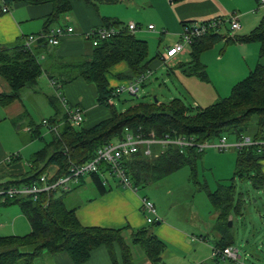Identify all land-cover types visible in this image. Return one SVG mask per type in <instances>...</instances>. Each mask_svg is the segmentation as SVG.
Wrapping results in <instances>:
<instances>
[{
	"label": "trees",
	"instance_id": "obj_1",
	"mask_svg": "<svg viewBox=\"0 0 264 264\" xmlns=\"http://www.w3.org/2000/svg\"><path fill=\"white\" fill-rule=\"evenodd\" d=\"M13 1L29 4L51 3L53 11L46 17L44 31L50 30V25L57 21L61 14L71 9L70 0ZM84 1L99 6L102 3L114 4L123 0ZM104 23L106 27L119 28V32L108 39L100 40L90 56L68 62L62 67V73L50 76L62 80L60 82L63 84L78 76L93 83L97 88L98 103L109 107L111 116L91 128H86L83 124L71 125L67 113H63L58 119L57 110L48 120L52 124L63 120V124L59 125V134L52 133V140L32 155V166L27 173L18 179L0 183V189L12 184L38 182L51 164L59 166L57 176L51 180L65 176L72 164H85L104 145L123 140L127 130L142 133L145 137L154 134L157 138L185 137L193 138L197 142L215 140L223 135H233L235 139L248 135L256 141L264 140V65L260 63L245 78L233 85L228 96L206 107L190 105L182 98L176 97L164 103L158 100L139 101L124 111L117 110L110 100L119 99L121 93L117 94L114 89L109 88L107 72L110 67L121 61L127 62L129 69L121 78H125L128 83L144 76L146 78L141 82V85H144L150 75L151 63L159 59L161 53L158 52L155 57L149 58L148 40L130 31L122 21L104 17ZM224 25L228 27L226 22ZM230 34L228 27L225 33L220 32V29H213L196 37L190 46V60L183 62L179 67L183 68L187 75L197 76L204 81L209 80L207 67L200 56L222 40L227 43L259 42L260 55H264V17L249 33H235L233 36ZM47 43L45 40L38 42L45 45ZM46 70L35 50L27 47L25 43L0 45V76L10 85V91L0 93V104L6 106L20 99L22 91L33 89ZM137 94L131 95L137 97ZM50 99L53 106L59 109L55 100ZM1 118L0 114V120ZM32 136L41 138L38 127L33 130ZM204 153L205 150L200 151L196 146L181 148L169 144L158 156H148L140 146L136 152L123 158L122 166L137 190L155 184L181 168L189 167L192 180L206 190L212 207L218 212L217 229L222 238L215 247L223 249L236 245V235L229 226L230 216L243 223V217L247 213L245 204L248 201V192L237 189V178L248 179L254 190L264 191V173L260 163L264 159V145L256 144L237 149L234 175L227 181L224 180L226 182L219 181L214 190L209 189L206 183L197 181L198 162ZM11 157L15 159L16 154ZM108 173H112L110 164L103 163L98 172L86 174L92 178L100 194L108 190L103 177ZM82 178L84 176L80 179ZM77 185L71 184L67 188L61 186L50 192H41L36 199L24 195L4 201V204L19 206L31 225V231L22 236L0 233V264H34L35 258L44 252H67L76 264H81L100 246H106L114 259L115 244L120 246L125 264H133L131 245L139 246L153 263L162 261L166 243L153 232L157 220L145 227L132 229L130 239L125 232L127 226H85L77 218L75 208L69 207L66 200ZM233 222L235 223L234 220ZM224 260H228V264H240L234 260Z\"/></svg>",
	"mask_w": 264,
	"mask_h": 264
},
{
	"label": "crops",
	"instance_id": "obj_2",
	"mask_svg": "<svg viewBox=\"0 0 264 264\" xmlns=\"http://www.w3.org/2000/svg\"><path fill=\"white\" fill-rule=\"evenodd\" d=\"M1 1L3 4L0 3L2 6V10H0V45L11 46L19 42L26 44L29 35L39 34L46 29V17L53 11L51 3L29 4L21 1ZM70 2L71 9L61 14L49 29L72 26L74 32L65 35L58 45L35 42L31 48L35 50L47 70L39 78L38 84L33 89L30 88L31 93L24 95L25 90H23L20 99L6 106L0 104L2 116L0 130H7L6 135L10 138L7 139L12 142L14 138H21V141L16 143L17 151L10 155L7 153L8 148L4 149L0 146V183L18 179L28 172L32 166L30 162L32 155L41 150L46 142L52 140V132L43 124V120L54 116L57 110H59V114L56 117L59 119L63 113H66L67 106L82 108L84 111L83 126L86 128H91L111 116L110 108L98 103L97 88L93 83L78 76L73 81L63 84L60 82L62 80L50 76V74L62 73L64 70L62 67L66 63L80 60L93 53V41L87 37V33L94 28L105 26L104 17L115 18L126 25L129 22H135L138 28L134 33L144 39H158L157 51L161 54L170 46L181 41L186 24L216 18L227 20L231 15L237 14L241 27L236 33L242 35L252 31L264 17V2L262 0H179L174 2L171 0H123L104 8L88 4L84 0H70ZM124 3L130 7L137 6V13L125 14L123 12L122 14L119 8H113L114 10L110 8L117 6L116 4L123 5ZM4 7H8V11H4ZM140 9H143V13ZM147 12L150 14H145ZM126 17L129 18L127 22L123 19ZM137 18H142V21ZM146 22L147 28L144 26ZM152 22L158 24L160 29ZM227 24L229 27V23ZM149 25H153L154 28L149 29ZM228 27L222 25L220 32L225 33ZM222 42L224 45L219 46ZM260 47L259 42L233 41L227 43L224 40L217 42L200 56L201 61L207 67L209 80L206 81L197 76L187 75L184 73V69L179 67L183 62L190 60L191 48L179 53L170 63L165 64L169 67V75L176 74V69L179 70L182 84L188 91L193 89V96L196 98L202 100L208 97L221 99L223 96H228L226 94L231 91L233 85L245 78L259 63L264 65V55H260ZM163 63L161 56L153 61L149 74H152ZM212 67L214 71H212ZM128 69L129 66L125 61L110 67L107 72L110 89L116 91L120 85L127 81L121 76ZM8 91H10L9 83L0 76V93ZM28 98L34 105L29 101L26 102ZM50 98L55 100L59 109L53 106ZM198 99H195L194 102L200 106ZM110 103L112 104L114 101L111 99ZM39 108H44L48 112L51 110V114L38 120L34 115ZM56 124H63V120ZM37 127L41 132V138L32 136L33 130ZM22 130L25 133H20ZM47 136H50L49 139ZM35 139H40L44 143H36ZM166 147L165 144H151V156H158ZM28 149L29 159L24 155ZM143 149L145 148L143 147ZM13 154H16L15 159L11 157ZM24 159H28V162L25 163ZM260 163L264 173V159ZM58 172L57 164L49 165L46 170L50 179L55 178ZM191 174V169L189 174L180 172V169L173 172L155 183L159 185L156 187H160V190L152 192V195L124 187L117 178H114L115 176H112L114 183L108 177L104 178L108 190L100 194L92 178L89 175H84V178L80 179L76 183L78 185L68 194L66 200L72 201L69 207L75 208L77 218L83 225L105 228L127 226L128 229L125 232L131 236L132 229H139L148 224L147 213L143 210L142 205L143 198L146 197L154 202L160 217V220H157L154 225L153 232L166 243L162 261L158 264H221V260L224 259L218 260L213 255L215 245L222 238L217 229L218 212H210V219L206 220L200 217L195 205L184 206L185 210L179 208L180 203L186 201L179 198L182 192L183 195L187 194L188 198L196 197L193 188L195 182L192 180ZM170 178L175 179V182L168 180L169 182L166 184H160ZM198 179L199 174L197 181L206 183V181L201 182ZM204 191L206 192V190ZM208 201L210 202L209 197ZM13 205L15 204H4L0 199V227L11 219L14 227L10 233L5 234L19 236L28 234L27 232L31 231V225L27 217L19 206L15 205L16 209L12 208ZM210 211H212L211 208ZM23 216L26 220H23ZM233 220L236 221L233 216H230L232 233ZM233 246L238 248L236 245ZM114 250L115 260L111 257L106 246H100L94 249L90 258L81 264H125L122 250L118 244H115ZM132 252L133 264H155L141 248L132 249ZM42 259H47L49 264H76L67 252H44L35 258L34 264L41 263Z\"/></svg>",
	"mask_w": 264,
	"mask_h": 264
},
{
	"label": "rangeland",
	"instance_id": "obj_3",
	"mask_svg": "<svg viewBox=\"0 0 264 264\" xmlns=\"http://www.w3.org/2000/svg\"><path fill=\"white\" fill-rule=\"evenodd\" d=\"M13 2V0H12ZM0 3L3 4V2L0 0ZM117 6L110 7L112 10L115 8H119L120 12L123 14H129L130 12L137 13V6H127L126 3L123 5L116 4ZM105 6H112L111 4H105L102 3L99 5V8H104ZM114 8V9H113ZM140 11L143 13V9H140ZM145 14H150V12H147ZM125 22L129 21L128 17L123 18ZM141 19L142 18H137ZM156 25L158 29H160L159 25L155 22H152ZM147 22L144 23V26L147 28ZM230 27V26H229ZM139 31V30H138ZM158 37V36H157ZM144 39V38H142ZM148 40V39H146ZM149 42V58H153L157 54L158 50V39L157 40H148ZM224 42L220 43L219 46H223ZM169 67L167 64L163 63L160 65L159 68L155 69L152 74H150L144 85L140 84V91L137 94V97L135 95H131L127 92L121 93L120 98H114V104L117 110L124 111L126 110L130 105H133L139 101H156L158 100L160 103L168 102L173 98L179 97L182 98L183 101L190 105H196L195 99L196 96H193V89L192 91H188L186 86L182 84L180 78L181 74L178 72L179 70L176 69V74L169 75L168 74ZM212 71H214L212 67ZM126 83V82H125ZM229 91V90H228ZM32 90L25 89L24 95H27L31 93ZM230 91L226 94L229 95ZM224 97V96H223ZM40 98V97H38ZM41 99V98H40ZM219 99H213V98H205L204 100L198 99V103L200 107H206L212 103H215ZM31 103L28 98L26 102ZM33 104V103H31ZM34 105V104H33ZM33 105L32 108H33ZM41 107V106H40ZM50 110V109H49ZM51 110L48 112L47 110H44V108H39L37 113H35V117L39 120L43 116H48L51 113ZM45 130V129H44ZM8 132L5 129L0 130V146H2L4 149L8 148V154L15 153L17 150V144L21 141V138H14V141L8 140V135H6ZM20 133H25V131H20ZM51 136V134H49ZM154 135V134H152ZM23 136V135H22ZM50 136H47V139H49ZM10 139V138H9ZM229 142H234L235 137L233 135L228 136ZM219 138L215 140H210L211 142L218 141ZM34 141L37 142H43L40 139H35ZM1 148V147H0ZM1 151V149H0ZM28 150L24 152L25 158H28ZM236 157H237V149L236 148H230L224 151H220L215 147H209L206 149L204 155L198 162V174H199V181L205 182L208 184L210 189L214 190L217 187V183L219 181H224L229 178H231L234 175L235 169H236ZM29 159V158H28ZM28 159H24V162H28ZM180 172H186V174L190 172L189 167H184L180 169ZM178 176V175H177ZM109 180L114 183V179L111 174H106ZM116 178V177H114ZM173 178V177H172ZM176 178V177H174ZM178 178V177H177ZM17 179V178H16ZM12 180V179H11ZM170 180L174 181L175 179H165L160 184H166ZM224 181V182H226ZM175 182V181H174ZM237 189L240 191H247L248 195H246L247 202L245 204L246 209V215L243 217V223H239L237 220L235 223H233V231L235 233L236 237V246L239 249V253L241 255L240 257V264H264V191H258L254 190L251 186V183L248 179L240 180L237 178ZM158 184H152L148 187L141 188L139 191L143 194H151L152 192H156L160 190V187ZM195 183L193 184V188L195 190L196 197L193 199L191 196L188 198L187 194L183 195V192L181 195H179V198L185 199L186 201H182L179 205V208L184 209V206L191 207L195 205L197 211L199 212V215L202 219L209 220L210 219V212H217L212 207L211 203L208 201L207 193L204 190H201V186ZM199 189V190H198ZM89 192V191H88ZM185 192V191H184ZM152 195V194H151ZM67 205L71 206V202L69 199H67ZM183 204V206H181ZM16 208L15 205L12 206V208ZM210 208L212 211H210ZM13 219V217H12ZM23 220H26L23 216ZM3 227V228H2ZM0 227V233L3 235H8L5 233H10L12 231V225L11 219L7 224H4V226ZM29 229V228H28ZM29 233V232H27ZM130 239V236L128 237ZM133 250L140 249L139 246L131 245ZM39 264H49L47 259H42ZM228 261L221 260V264H227Z\"/></svg>",
	"mask_w": 264,
	"mask_h": 264
},
{
	"label": "built area",
	"instance_id": "obj_4",
	"mask_svg": "<svg viewBox=\"0 0 264 264\" xmlns=\"http://www.w3.org/2000/svg\"><path fill=\"white\" fill-rule=\"evenodd\" d=\"M264 2V0H262ZM4 11H8V7L3 8ZM229 23L231 36H233L241 27L239 17L237 14L231 15L227 20L216 18L208 21L193 22L185 25L184 31L181 35V41L170 46L163 54H161V60L164 63H170L174 57L179 53H183L190 48L193 40L203 34H206L210 30L220 29L224 23ZM128 28L130 31L135 32L138 25L135 22H129ZM153 25H149V29H153ZM74 32L72 26L62 27L59 26L48 31H43L39 34L29 35L26 39V46L31 48L35 42L41 40L47 41L49 44L58 45L61 39ZM119 32V29L113 27L101 26L94 28L87 33V37L92 39L93 45H97L100 40L108 39ZM146 77L142 76L136 79L134 82H128L120 85L116 89V93H130L137 94L140 91V84ZM111 101V100H110ZM66 113L68 120L73 126H80L84 121V111L80 107H66ZM43 124L47 126L50 132L59 134V124H52L48 119L43 120ZM154 143L159 144H174L181 148L187 146H196L200 151L209 147H215L220 151H224L230 148L242 149L245 146H252L256 144H263V141H256L251 136L244 135L241 138L235 139L234 142H229L228 136L223 135L218 141L211 142H197L193 138L177 137L171 138L165 136L164 138H157L155 135L145 137L142 133H135L131 130H127L125 138L118 142H110L101 147L96 155L82 165L72 164L70 171L67 175L51 180L47 174H43L40 177V181L29 184H12L6 188L0 189V199L4 202L9 199H14L19 196L30 195L33 198H37L41 192H50L56 190L58 187H69L71 184L79 182L81 176H84L90 172H98L100 166L103 163H109L111 168V174H113L120 184L124 187H129L137 190L131 183L129 176L126 174L122 166V160L125 156L136 152L140 146L144 147V153L148 156L152 155L150 145ZM143 210L147 213L146 220L148 223H152L155 220H160L157 213L154 202L148 198H143ZM213 255L222 259H230L239 262L240 253L239 249L235 246H227L223 249L215 248Z\"/></svg>",
	"mask_w": 264,
	"mask_h": 264
},
{
	"label": "water",
	"instance_id": "obj_5",
	"mask_svg": "<svg viewBox=\"0 0 264 264\" xmlns=\"http://www.w3.org/2000/svg\"><path fill=\"white\" fill-rule=\"evenodd\" d=\"M229 226H232V221H229Z\"/></svg>",
	"mask_w": 264,
	"mask_h": 264
}]
</instances>
